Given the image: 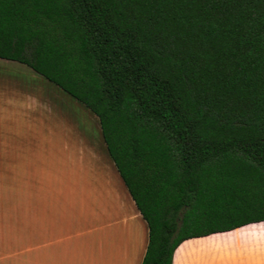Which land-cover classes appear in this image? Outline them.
<instances>
[{"label":"trees","instance_id":"obj_1","mask_svg":"<svg viewBox=\"0 0 264 264\" xmlns=\"http://www.w3.org/2000/svg\"><path fill=\"white\" fill-rule=\"evenodd\" d=\"M0 58L98 117L142 264L264 221V0H0Z\"/></svg>","mask_w":264,"mask_h":264},{"label":"crops","instance_id":"obj_2","mask_svg":"<svg viewBox=\"0 0 264 264\" xmlns=\"http://www.w3.org/2000/svg\"><path fill=\"white\" fill-rule=\"evenodd\" d=\"M31 70L23 63L0 58V135H13L23 150L27 146L22 140L30 132L32 119L38 122L46 110L49 118L56 113L63 119L52 107L46 109L43 91L31 89ZM42 85L43 81L40 89ZM96 118L97 136L92 126L64 128L66 134L75 135L72 146L68 144L70 168L54 176L43 210L40 200L37 264H142L149 225L109 154ZM25 220L23 216L22 264H28L31 250L24 243L29 233ZM260 222L185 239L174 252L173 264H264ZM254 229L262 232L260 239L240 238Z\"/></svg>","mask_w":264,"mask_h":264},{"label":"rangeland","instance_id":"obj_3","mask_svg":"<svg viewBox=\"0 0 264 264\" xmlns=\"http://www.w3.org/2000/svg\"><path fill=\"white\" fill-rule=\"evenodd\" d=\"M30 73L31 89L43 91L47 100L46 109L52 107L63 119H58L59 114L56 113H52L54 117L49 118L48 110L45 117L39 118L38 122L32 119L30 132L22 140L27 146L25 150L21 148V142L13 140V135H0V264H22L23 216L29 226L24 243L31 245L28 264H37L40 200L43 210L50 199L46 192L49 186L54 185V176L70 168L72 151L68 144L72 146L74 141L71 138L75 135L66 134L64 128L72 125L92 126L96 136L99 130L95 114L83 103L42 75L33 70ZM42 81L45 84L42 85L44 89H40ZM91 135L84 134V137ZM40 192L42 198L39 197ZM260 223L264 232V221ZM259 231L254 229L244 232L240 234V238L260 239L258 235L262 232Z\"/></svg>","mask_w":264,"mask_h":264}]
</instances>
